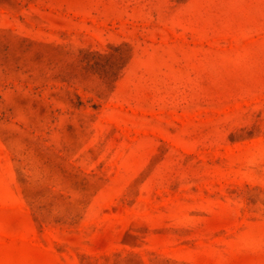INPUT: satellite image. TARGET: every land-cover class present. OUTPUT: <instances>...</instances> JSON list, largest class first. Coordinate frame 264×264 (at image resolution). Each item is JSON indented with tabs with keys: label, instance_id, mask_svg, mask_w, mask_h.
<instances>
[{
	"label": "rangeland",
	"instance_id": "obj_1",
	"mask_svg": "<svg viewBox=\"0 0 264 264\" xmlns=\"http://www.w3.org/2000/svg\"><path fill=\"white\" fill-rule=\"evenodd\" d=\"M0 264H264V0H0Z\"/></svg>",
	"mask_w": 264,
	"mask_h": 264
}]
</instances>
